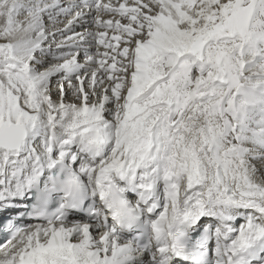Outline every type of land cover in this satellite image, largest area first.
Masks as SVG:
<instances>
[{"label":"snow or ice","instance_id":"1","mask_svg":"<svg viewBox=\"0 0 264 264\" xmlns=\"http://www.w3.org/2000/svg\"><path fill=\"white\" fill-rule=\"evenodd\" d=\"M0 264H264V0H0Z\"/></svg>","mask_w":264,"mask_h":264},{"label":"bare ground","instance_id":"2","mask_svg":"<svg viewBox=\"0 0 264 264\" xmlns=\"http://www.w3.org/2000/svg\"><path fill=\"white\" fill-rule=\"evenodd\" d=\"M78 30H80V29H78Z\"/></svg>","mask_w":264,"mask_h":264}]
</instances>
